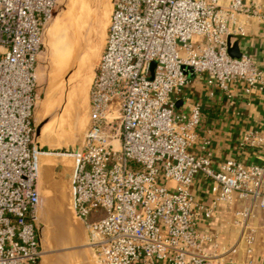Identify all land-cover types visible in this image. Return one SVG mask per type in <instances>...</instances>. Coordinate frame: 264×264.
Segmentation results:
<instances>
[{"label":"built area","instance_id":"obj_1","mask_svg":"<svg viewBox=\"0 0 264 264\" xmlns=\"http://www.w3.org/2000/svg\"><path fill=\"white\" fill-rule=\"evenodd\" d=\"M259 1H113L75 175L76 213L97 264H220L241 245L252 263L264 164H216L211 139L200 137L202 105L181 110L178 97L193 77L224 95L238 84L245 95L264 90L253 55L229 53L251 20L264 23ZM57 2L0 0V264H41L43 256L37 69ZM243 140L264 147V131ZM199 176L218 188L210 205L192 193ZM236 194L239 235L219 252L218 233L201 225Z\"/></svg>","mask_w":264,"mask_h":264},{"label":"rangeland","instance_id":"obj_2","mask_svg":"<svg viewBox=\"0 0 264 264\" xmlns=\"http://www.w3.org/2000/svg\"><path fill=\"white\" fill-rule=\"evenodd\" d=\"M104 1L58 0L52 19L46 27L44 52L39 57L37 69L40 100L36 109V124L41 133L42 144L54 149L72 145L75 140L80 144L91 125L90 91L95 79V69L105 48L114 0H111L107 11L104 9ZM56 23L60 28L55 25ZM51 28L53 34L50 36ZM56 46L65 47L64 50L70 52L74 49L72 53L75 52L74 56L77 57L74 60L71 59L73 64H69L71 60L68 57L63 60L68 62L67 65V62L61 61L62 57L54 59ZM58 58L61 59L60 62ZM92 59L94 60L93 69L87 70ZM60 66L66 68L61 69ZM42 104L43 109L40 107ZM68 120L71 121L70 125ZM44 125H46L45 128ZM70 171L68 167L67 172ZM58 178L60 191L63 193L65 206H67L70 199V184L64 181V178L60 176ZM52 197L55 198V195L50 192V199ZM73 222L68 217L65 221L63 220V223H59L54 212L51 213V264H56L59 259H62L63 264H97L89 250H85L86 236L82 227L77 228L76 235L70 232Z\"/></svg>","mask_w":264,"mask_h":264},{"label":"crops","instance_id":"obj_3","mask_svg":"<svg viewBox=\"0 0 264 264\" xmlns=\"http://www.w3.org/2000/svg\"><path fill=\"white\" fill-rule=\"evenodd\" d=\"M249 1L245 0V2ZM259 3L264 14V0H260ZM247 30L245 37H233L231 45H237L241 53L250 52L256 64L264 69V23L253 19ZM212 90L215 91L213 98L209 96ZM178 100V108L181 110H188L189 105L194 103L202 105L204 119L200 128V137L211 139V149L216 164L227 159H238L248 164H264V147L253 148L245 144L243 140L249 131H264V90H256L251 95H245L243 85L238 84L232 87L229 95H224L210 86L204 77H193L192 83L178 97ZM194 150H199L198 145ZM215 189L218 188L210 180L199 176L192 186V193L198 201L210 205L216 193ZM243 206L244 202L236 194L231 204L221 203L214 216L202 222L201 227L205 232L218 233L219 252L229 248L237 240L239 230L232 221L235 213ZM255 225L258 230L251 264H264V216L262 214L258 215ZM220 264H250L245 245H241L236 252L225 256Z\"/></svg>","mask_w":264,"mask_h":264},{"label":"water","instance_id":"obj_4","mask_svg":"<svg viewBox=\"0 0 264 264\" xmlns=\"http://www.w3.org/2000/svg\"><path fill=\"white\" fill-rule=\"evenodd\" d=\"M231 44V43H230ZM229 53L232 57L240 58L242 53L237 45H231ZM179 106V104H178ZM40 130H37V147H38V191L41 208V219L38 227V235L41 241L43 256L41 264H44V258L47 257L50 261V216L54 212L59 223H63L66 218L73 220V227H70V232L73 235L77 234L79 226L85 232L86 241L85 250H89L94 258L93 251L88 246V233L85 223L76 213L75 206V175L78 168V141L67 147L54 149L49 145L42 144L40 141ZM58 155H66L68 157H59ZM70 172H67V168ZM64 178V181L70 184V199L66 205L63 198V193L60 191V182L58 177ZM61 181V180H60ZM56 188L58 191H55ZM50 192L55 195V198L50 199ZM62 207V208H61ZM65 218V219H63ZM51 264V262H50ZM56 264H63L62 259L57 260Z\"/></svg>","mask_w":264,"mask_h":264},{"label":"bare ground","instance_id":"obj_5","mask_svg":"<svg viewBox=\"0 0 264 264\" xmlns=\"http://www.w3.org/2000/svg\"><path fill=\"white\" fill-rule=\"evenodd\" d=\"M110 2H111V0H105L104 3H103V4H104V9H105L106 11L109 10V6L111 5ZM73 7H74V6H73ZM111 9H112V8H111ZM112 10H113V9H112ZM66 16H67V15H66ZM106 16H107V15H106ZM103 18L106 19V20H108V19L105 18V17H103ZM56 22H57V21H56ZM62 22H63V21H62ZM62 22H61V23H62ZM67 22H68V21H67ZM59 23H60V22H59ZM57 24H58V23H56L55 25L57 26ZM56 26H55V27H56ZM58 26H59V24H58ZM58 26H57V27H58ZM55 27H54V28H55ZM54 28H53V29H54ZM58 28H60V27H58ZM56 31H57V30H56ZM57 32H58V31H57ZM51 34H53L52 28H51V30H50V36H51ZM56 47H57V49H56V53H55V57H54V59H55L56 57H60V58L62 57V58H61L62 60L58 58V59H59L58 62H60V60L63 61V60L66 59L67 57H68L70 60H71V59L74 60V58L77 57V56H76V57L74 56V55H76L75 52L72 53L74 49L70 52V51H66V50H64L65 47H61V46H60L59 48H58V46H56ZM67 47H68V46H67ZM68 49H69V48H68ZM56 59H57V58H56ZM63 62H67V61L65 60V61H63ZM63 62H62V63H63ZM71 62H72V60H71ZM71 62H70L69 64H73V62H72V63H71ZM93 62H94L93 59L89 62V65H90V66H88L87 70H89L90 68L93 69V67H92ZM67 64H68V62L66 63V65H67ZM64 65H65V64H64ZM60 67H61V66H60ZM62 67H63V66H62ZM62 67H61V69H62ZM67 67H68V66H67ZM63 68H66V67H63ZM68 68H69V67H68ZM95 71H96V69H95ZM94 73H95V72H94ZM56 78H57V77H56ZM87 81H88V79H87ZM89 81H90V80H89ZM91 81H92V80H91ZM86 86H87V85H86ZM40 107L43 109V108H44V107H43V104L40 105ZM70 113H71V112H70ZM67 122H69V120H68ZM70 122H71V121H70ZM70 122L68 123L69 125H70ZM68 124H65V125H68ZM45 126H46V125H44V128H45ZM65 127H67V126H65ZM81 143H82V140L80 141V144H81ZM44 264H50V261H49V259H48L47 257L44 258Z\"/></svg>","mask_w":264,"mask_h":264}]
</instances>
